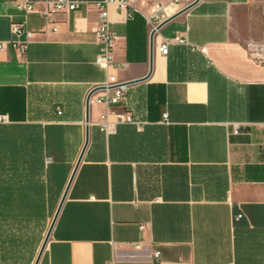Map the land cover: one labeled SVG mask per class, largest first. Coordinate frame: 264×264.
<instances>
[{"label":"crops","instance_id":"0c3cea01","mask_svg":"<svg viewBox=\"0 0 264 264\" xmlns=\"http://www.w3.org/2000/svg\"><path fill=\"white\" fill-rule=\"evenodd\" d=\"M12 1L0 0V41L11 19L32 35L23 53L0 50V264H34L84 143L87 93L107 76L94 62L104 0L53 13L55 31L47 0L27 15ZM148 9L108 5L117 109L134 123L105 134L104 106L88 103V141L36 264H264V62L251 56L264 0H198L155 31Z\"/></svg>","mask_w":264,"mask_h":264},{"label":"built area","instance_id":"2783aa9c","mask_svg":"<svg viewBox=\"0 0 264 264\" xmlns=\"http://www.w3.org/2000/svg\"><path fill=\"white\" fill-rule=\"evenodd\" d=\"M137 0H104L98 2L97 8V27L94 29V37L99 44V52L95 57V64L104 69L107 73L106 79L102 83L93 85L87 93L88 103H98L104 106V110L99 114L97 125L99 130L105 134L115 131L119 124L134 123V119L127 110H118L117 107L124 105L126 102V87L119 82L113 73L109 70L120 67L112 59V48L115 41V34L111 30V22L108 15V5L113 2L119 10H124L128 5L133 6ZM141 4H148L149 9L147 19L153 23L155 27L165 21L177 12V6L181 0H139ZM47 7L41 13L48 24H51V30L55 31L56 27L52 21L53 13L72 11L77 7V0H47ZM13 8L20 15H27L35 10L36 0H13ZM10 32L14 39L10 41H0V50L10 45L18 53H23L27 40L31 37L32 32L25 29L23 22L20 20H10ZM177 43L185 44L186 39L176 36L174 39ZM169 41L163 40L159 45V51L165 55L168 50ZM251 56L256 62H264V48L258 50L253 49ZM59 113V111H58ZM167 114L164 113L165 119ZM6 121L5 117H1ZM233 133H238L237 125L233 126ZM241 214H237L236 218H240ZM156 251L154 256H158Z\"/></svg>","mask_w":264,"mask_h":264},{"label":"water","instance_id":"95a60500","mask_svg":"<svg viewBox=\"0 0 264 264\" xmlns=\"http://www.w3.org/2000/svg\"><path fill=\"white\" fill-rule=\"evenodd\" d=\"M197 1H198V0H193V1H191V2L188 3L186 6H184L182 9H180L176 14L170 16V17L167 18L165 21L159 23V24L155 27L154 31H155L156 29L160 28L163 24H165L166 22H168L169 20H171V19H172L173 17H175L176 15H178V14H180V13L186 11L187 9H189V8H190L192 5H194ZM150 68H151V60H150V62H149V71H150ZM85 124H86V127H85V139H84V143H83L82 149H81V151H80V153H79V155H78V158H77V160H76V162H75V165H74V167H73V169H72V172H71V174H70V176H69V178H68V181H67V184H66V186H65V189H64V191H63V193H62V195H61V198H60V200H59V202H58V205H57V207H56V210H55V212H54V214H53V216H52V219H51L50 225H49V227H48V229H47V231H46V234H45V236H44V239H43V241H42V244H41V246H40V249H39V251H38V254H37V256H36V259H35V261H34V264L37 263V261H38V259H39V257H40V254L42 253V250L44 249V247H45V245H46V242H47L48 237H49V234H50V230H51V228H52V226H53V224H54V221H55V219H56V217H57V214H58V211H59V209H60V206H61L62 202L64 201V198H65V196H66L67 190H68V188H69V186H70V183L72 182V179H73V177H74V174H75L76 168L78 167V164L80 163V160H81L82 154H83V152H84V150H85V147H86V144H87V141H88V98H87V100H86V117H85Z\"/></svg>","mask_w":264,"mask_h":264},{"label":"rangeland","instance_id":"374dc122","mask_svg":"<svg viewBox=\"0 0 264 264\" xmlns=\"http://www.w3.org/2000/svg\"><path fill=\"white\" fill-rule=\"evenodd\" d=\"M55 203H56V202L54 201L53 204H55ZM53 206H54V205H53ZM53 212H54V211H52V216H53Z\"/></svg>","mask_w":264,"mask_h":264}]
</instances>
